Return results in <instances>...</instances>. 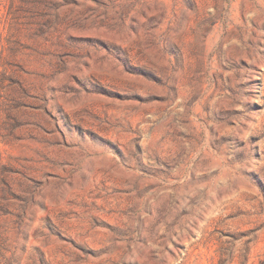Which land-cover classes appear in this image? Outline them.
I'll list each match as a JSON object with an SVG mask.
<instances>
[{
  "label": "rangeland",
  "instance_id": "obj_1",
  "mask_svg": "<svg viewBox=\"0 0 264 264\" xmlns=\"http://www.w3.org/2000/svg\"><path fill=\"white\" fill-rule=\"evenodd\" d=\"M0 264H264V0H0Z\"/></svg>",
  "mask_w": 264,
  "mask_h": 264
}]
</instances>
